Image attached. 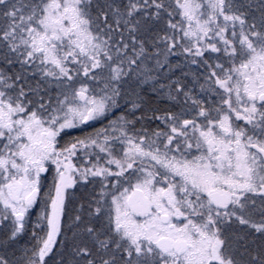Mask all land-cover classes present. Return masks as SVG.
<instances>
[{"label":"snow or ice","instance_id":"snow-or-ice-1","mask_svg":"<svg viewBox=\"0 0 264 264\" xmlns=\"http://www.w3.org/2000/svg\"><path fill=\"white\" fill-rule=\"evenodd\" d=\"M0 264H264V0H0Z\"/></svg>","mask_w":264,"mask_h":264}]
</instances>
